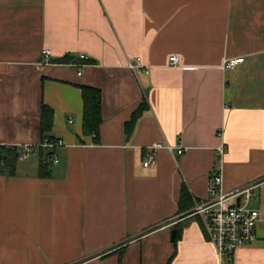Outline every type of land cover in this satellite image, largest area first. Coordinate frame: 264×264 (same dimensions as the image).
Here are the masks:
<instances>
[{"label": "crops", "instance_id": "obj_1", "mask_svg": "<svg viewBox=\"0 0 264 264\" xmlns=\"http://www.w3.org/2000/svg\"><path fill=\"white\" fill-rule=\"evenodd\" d=\"M82 85L102 94L95 138ZM43 104L54 148H38ZM221 142L223 188L259 183L257 238L231 264H264V0H0V145L35 149L0 174V264H218L194 208Z\"/></svg>", "mask_w": 264, "mask_h": 264}, {"label": "built area", "instance_id": "obj_2", "mask_svg": "<svg viewBox=\"0 0 264 264\" xmlns=\"http://www.w3.org/2000/svg\"><path fill=\"white\" fill-rule=\"evenodd\" d=\"M51 52L43 51V57L48 60ZM80 56V59H84ZM243 57L228 58L224 60L225 68H234L243 62ZM172 65L178 63L177 56L169 58ZM128 67L132 71L143 69L141 57H135L128 61ZM148 73V69L144 68ZM71 122V118H68ZM92 137L95 135L92 134ZM62 144L58 140H44L39 147L54 148ZM163 147L160 143H153L147 147L144 155L143 166L155 163V151ZM170 151L174 148L166 145ZM34 146L24 145L18 159L25 158L34 151ZM225 145L221 142L216 147L217 159L208 177V197L195 205L194 213L201 216L204 232L216 249L218 264H231L236 249L252 244L256 238V226L260 220V212L251 206V202L257 196L258 182H248L230 190L223 188ZM179 148L177 153L180 154ZM54 158H51L53 160Z\"/></svg>", "mask_w": 264, "mask_h": 264}, {"label": "trees", "instance_id": "obj_3", "mask_svg": "<svg viewBox=\"0 0 264 264\" xmlns=\"http://www.w3.org/2000/svg\"><path fill=\"white\" fill-rule=\"evenodd\" d=\"M54 61V60H52ZM51 61V62H52ZM58 61L70 62V57L66 56ZM81 98H82V132L84 134H93L95 137L99 131V126L102 122L101 107H102V94L98 88L92 86H80ZM148 103L143 98L138 106L132 111L129 120L124 123V131L130 134L133 130V126L138 118L146 111ZM53 123V111L50 107L43 104L41 109V131H42V142L44 140H51L53 137L49 135ZM94 137V138H95ZM42 149L43 147H38ZM0 174L13 175L15 173V164L20 155L16 146H2L0 145ZM52 152L48 150L43 156L39 163V177L47 178L50 176L48 166L51 164ZM190 196L185 186H182L179 198V210H182V203L186 202L189 205ZM178 232V230H176ZM176 234L174 238H177Z\"/></svg>", "mask_w": 264, "mask_h": 264}, {"label": "water", "instance_id": "obj_4", "mask_svg": "<svg viewBox=\"0 0 264 264\" xmlns=\"http://www.w3.org/2000/svg\"><path fill=\"white\" fill-rule=\"evenodd\" d=\"M0 160H1V154H0ZM174 234H175V230H173V231L171 232V238H172V239L174 238Z\"/></svg>", "mask_w": 264, "mask_h": 264}]
</instances>
